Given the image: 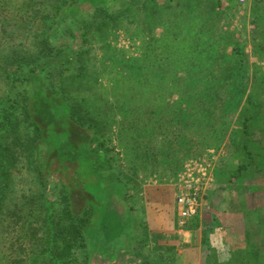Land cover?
Returning <instances> with one entry per match:
<instances>
[{"label":"trees","instance_id":"16d2710c","mask_svg":"<svg viewBox=\"0 0 264 264\" xmlns=\"http://www.w3.org/2000/svg\"><path fill=\"white\" fill-rule=\"evenodd\" d=\"M177 1L175 7L181 10L180 14L197 10L196 17L190 19L197 21L205 30L207 25L213 24L210 20L219 23L222 21L224 24L223 19L226 17L222 19V15L232 2ZM135 2L136 0H0V264H79L78 254L83 258L82 264H90L92 258L115 257L122 253L121 250L130 252L131 233L117 234L110 230V222H105L111 214L117 215L114 201L124 203V208L128 206L132 186L130 179H125L112 170L107 157L109 150L105 148L104 140L100 141L104 132L103 123L106 125L104 118L99 120L95 111L92 113L85 108L83 94L77 90L72 92L73 87L69 82H75L84 75V55L92 29L102 31L110 24L120 21L125 14L131 12ZM255 2L264 7V0ZM165 3L168 0H162L159 7L170 9ZM255 27L261 30L256 36L262 38L255 36V40L260 41L261 54L264 53V26L257 23ZM203 36L206 42L209 41L207 34ZM240 41L228 43V53L216 57L215 65L209 70H201L205 77L211 78V86L197 83L191 70L186 69L174 73L178 82L182 74L186 79L177 83L179 88L171 87L169 90L170 97L177 98L180 93L186 96L187 106L179 104L186 109L187 114L191 113L188 116L191 120L178 127V137L182 135V131L196 125L197 115H202L201 111L205 109L204 104H201L204 96H212L210 100L207 97V103L217 110H224L223 106L234 110L244 99V110L239 117L242 121L241 133L237 139L240 141L238 151L249 158V163H242L236 176L242 171L251 172L261 163L257 159L261 158L264 164V154L251 146L253 132L243 120H256L263 103L247 94L251 85L248 73L249 55L240 46ZM66 51L70 53L66 55ZM80 87L78 85L75 89L80 90ZM179 111L177 108V111L162 112L157 105H151L143 112V117L153 118L161 131L164 127H171V120ZM207 128L208 126L205 127ZM49 129L53 134L56 129H62L66 133L73 129L80 136L81 142L78 145L85 147L86 159L77 156L78 147L73 146L69 138L55 148L49 140ZM162 136L166 139L169 133L153 134L154 138ZM156 151L145 155L149 161L143 158L140 161L141 168L148 163L161 167L164 162L157 158ZM186 157L187 155H181L172 162L176 172ZM49 159L57 160L58 172L63 168L66 169L65 172L73 171L78 159L90 161L91 171L94 168L99 170H93L90 174L101 194L99 204H105L107 208L96 207V202L85 192L79 180L82 191L90 197L82 212L74 211L70 197L72 189L69 190L56 178L61 189L54 201L47 192L50 178H53L48 171ZM138 169L134 168L135 171ZM30 176L32 180L28 179ZM32 192H42V195L36 199ZM48 199L52 202L49 203ZM87 203L92 204L91 207ZM125 213L132 216L134 229L139 222L132 207L128 206ZM252 214L258 219L260 227L246 231L244 245L239 246V253L229 262L231 264L251 262L244 257L245 248L250 243L257 244L261 251L264 249V206L253 208ZM197 227L196 216L188 230ZM89 235L92 236V247L89 245Z\"/></svg>","mask_w":264,"mask_h":264},{"label":"rangeland","instance_id":"374dc122","mask_svg":"<svg viewBox=\"0 0 264 264\" xmlns=\"http://www.w3.org/2000/svg\"><path fill=\"white\" fill-rule=\"evenodd\" d=\"M176 1L168 0L165 4L170 9L165 10L159 7L162 0H136L131 12L120 21L102 31L92 29L84 55V75L75 82H69L73 87L72 92L77 90L83 94L85 108L92 113L95 111L99 120L104 118L106 125L103 123L104 132L100 141L104 140L105 148L109 150L107 157L112 170L130 179L132 186L128 206L132 207L139 222L133 229V218L125 213L128 206L124 208V203L114 201L118 216L111 214L105 222H110V230L117 234L131 233L130 252L121 250L122 253L115 257L92 258L90 264H231L229 262L239 253V246L244 245L246 231L260 227L252 209L264 206V164L261 158L257 159L261 163L251 172L242 171L236 176L239 166L249 163V158L238 151L242 126L239 117L244 110V99L234 110L226 106H223L224 110H217L207 103V97L210 100L212 96H204L201 104H204L205 109L201 111L202 115H197L196 125L182 131L178 137V127L191 120L188 118L191 113L187 114L186 109L179 104L187 106L186 96L180 93L177 98L170 97L169 90L171 87L179 88L177 83L186 79L182 74L178 82L174 73L186 69L191 70L197 83L211 86V78L205 77L201 70H209L215 65L216 57L228 53V43L240 39V46L249 55L251 85L247 94L263 103L256 120H243L253 132L251 146L264 154V53L260 54V41L255 40L256 34L261 32L255 26L257 23L264 26V7L256 5L255 0H232L230 8L222 15V19L226 17L223 19L224 24L222 21L210 20L213 24L207 25L206 31L197 21L190 19L196 17L197 10H182L184 13L180 14L181 10L175 7L178 4ZM84 8L88 9L87 6ZM218 24L224 26L219 27ZM203 34H207L212 43L206 42ZM69 53L66 51V55ZM220 63L224 64L222 61ZM78 85L81 86L80 90L75 89ZM151 105H157L162 112L177 111V108L180 110L173 116L171 127L159 131L153 118L143 117V112ZM102 113H105L104 116ZM50 129L49 140L55 148L69 138V142L78 147L77 156L86 157L85 147L78 145L81 142L80 136L73 129L67 133L62 129H54V134ZM160 132L169 133V136L166 139L163 136L153 137V134ZM153 150H157L156 156L166 163L165 166L164 163L161 167L148 163L141 168L140 161ZM181 155L187 157L176 172L172 162ZM84 161L78 159L75 162V175L73 171L65 172V168L58 172L57 160L49 159L50 164H47L53 176L47 192L54 200L61 189L58 182L72 189L70 197L76 213L85 209L90 199L88 195L94 199L96 207H106L105 204H99L101 194L90 176L93 170H99L94 168L91 171L90 161ZM134 168L140 170L135 171ZM200 168L205 169L210 180L202 203L205 211L203 220L207 221L208 227L201 231L209 247H200L195 256L180 255L177 252L179 248L171 246L163 251L151 233H147L145 205L156 192L161 196L168 193L171 195L173 188L175 199L184 173ZM173 171L175 173L172 174ZM28 179L32 180L31 176ZM78 180L88 195L82 191ZM249 180L252 182L249 183ZM41 193L32 192V196L37 199ZM48 202L52 200L48 199ZM48 202L44 203L48 205ZM89 239L90 245L93 243L91 235ZM249 245L244 252V257L251 261L248 264H264V249L261 251L254 242ZM81 258L78 254L79 264H82Z\"/></svg>","mask_w":264,"mask_h":264},{"label":"crops","instance_id":"0c3cea01","mask_svg":"<svg viewBox=\"0 0 264 264\" xmlns=\"http://www.w3.org/2000/svg\"><path fill=\"white\" fill-rule=\"evenodd\" d=\"M174 193V188L171 190V195L168 193L161 196L160 193L156 192L148 204L145 205V210H147L145 227H148L147 233H151L152 237L157 241V245L164 249L163 251H166L171 246V248H179L177 252L180 255L195 256L197 249L200 251V247L201 249L208 248L206 237L203 240L201 232L208 227L207 221L203 220L205 211L202 209L197 216L198 227L196 229L178 230L176 226L177 207Z\"/></svg>","mask_w":264,"mask_h":264},{"label":"built area","instance_id":"2783aa9c","mask_svg":"<svg viewBox=\"0 0 264 264\" xmlns=\"http://www.w3.org/2000/svg\"><path fill=\"white\" fill-rule=\"evenodd\" d=\"M209 182L205 169L188 170L184 173L175 198L178 230L187 231L190 223L201 213L206 186Z\"/></svg>","mask_w":264,"mask_h":264}]
</instances>
